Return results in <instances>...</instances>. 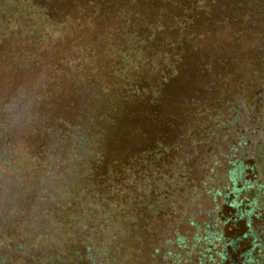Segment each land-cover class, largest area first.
I'll use <instances>...</instances> for the list:
<instances>
[{
	"label": "trees",
	"instance_id": "16d2710c",
	"mask_svg": "<svg viewBox=\"0 0 264 264\" xmlns=\"http://www.w3.org/2000/svg\"><path fill=\"white\" fill-rule=\"evenodd\" d=\"M175 4L178 11L172 12L169 6ZM225 5L241 12L232 15L234 39L243 34L253 43L243 55L249 66L241 97L225 103V109L201 106L197 112L216 128L219 143L207 147L197 140L180 147L174 142L168 154L149 152L140 170L127 163L117 171L106 163L102 125L118 121L132 102L151 105L178 72L193 16L207 19L215 6ZM166 9L167 23L156 15L154 23L147 21L146 10ZM107 17L116 21L106 31L116 39L110 69L117 101L90 115L85 129L58 122L63 129L51 148L32 151L22 115L27 100L0 101V264H116L119 241L131 236L137 242L144 233L158 236L154 222L139 227L143 217L169 214H179L182 230L173 228L143 245L146 257L158 264H264V40L261 30L253 29L264 25V0H0L1 54L9 47L27 55L30 49L38 52ZM160 30L173 35L166 34L159 51L145 50ZM81 56L78 47L72 59ZM238 57L232 51L217 62L231 64ZM146 74L149 79L142 77ZM100 91L106 94L108 88ZM199 147L207 156L201 168L194 158ZM157 159L169 165L164 179L147 180L144 175H156L160 166L153 172L145 164ZM116 175H128L125 188L117 185ZM135 175L137 182H130ZM121 193L127 195L124 201L118 199ZM16 195L24 201L32 198L38 207L32 212L28 204L16 207ZM178 199L183 206L174 211ZM53 211L55 220L50 219Z\"/></svg>",
	"mask_w": 264,
	"mask_h": 264
},
{
	"label": "rangeland",
	"instance_id": "374dc122",
	"mask_svg": "<svg viewBox=\"0 0 264 264\" xmlns=\"http://www.w3.org/2000/svg\"><path fill=\"white\" fill-rule=\"evenodd\" d=\"M169 8H173L172 12L178 11L174 10L176 4ZM165 11L146 10V16L151 19L147 21L154 23L152 16L156 15V19L161 23H167L170 12H167V9ZM71 12L72 7L68 13ZM209 14L207 19L202 15H194L193 21L188 23L186 32L191 36L183 43L187 52L182 56L176 76L156 94L153 103L145 106L132 102L131 106L125 107L118 115V121L111 125H102L105 133L103 151L107 157L106 163H113L117 171L127 167V163L140 170L142 162L149 160V152L160 154L165 151L168 154V149L174 142H178L180 147H190L189 141H199L207 147L217 146L219 143L214 131L216 128L196 116L199 114L197 112L201 106L214 109L219 105L225 109V103L241 97L240 94L247 84L249 66L243 55L248 53L253 42L250 36L242 34L238 40L232 36L235 29L233 16L236 18L241 12L233 11L225 5L223 8L215 6ZM223 16L228 19H222ZM115 23L111 17L100 19L91 30L83 34L68 33L60 43L38 52L30 49L29 55L18 50L12 51L10 47L1 54L3 51L0 49V101L16 103L21 98L27 100L23 102L22 115L26 122L25 140L32 151L39 150L42 146L51 148L63 125L74 124L80 129H85L90 115H98L105 106L116 103V80L110 69L114 55L112 45L116 39L113 33L106 31V28ZM253 29L261 30V38L264 40V25ZM169 33L173 35L172 31H158L154 42L144 46L145 50L159 51L157 49H160L162 39ZM78 47L83 56L76 61L72 59V55ZM232 51L239 56L233 63L217 62L218 59H226ZM207 64L210 65L203 72L202 66L207 67ZM142 77L149 79L147 74ZM105 86L108 92L102 94L100 89ZM235 88L239 89L237 93ZM127 108L129 110L125 111ZM61 121L63 125L57 126ZM47 130L50 131L49 135L45 132ZM178 148L176 147L174 152H177ZM194 158L195 164L201 168L207 156L203 155L199 147ZM158 159L155 162H146L145 168L154 172V167L159 165V172L162 171V174L155 171L156 175H144L147 180L164 179L165 168L169 165L164 163V159ZM116 176L117 185H123L125 188L128 175ZM194 177L198 178L200 175ZM137 179L135 175L130 182H137ZM118 191L122 192L121 188ZM121 194L118 199L124 201L127 195ZM15 198L13 204L16 207L28 204L29 212L38 207L32 198L25 201L20 195ZM138 204L139 202H135L134 208L138 207ZM182 206L183 203L178 199L174 211L180 210ZM144 207L150 208L146 204ZM169 211L165 210V213H170ZM49 214L52 220L58 218L54 211ZM143 219L139 227L148 228L154 222L153 227L158 231L159 238L173 228L182 230L179 214L158 216L155 219L149 217L146 221V217ZM158 236L153 238L148 237L146 233L140 234L137 242L132 240L131 236L122 239L118 242V250L115 253L116 264H158L150 256L146 257V249L143 248L146 243L158 241Z\"/></svg>",
	"mask_w": 264,
	"mask_h": 264
}]
</instances>
